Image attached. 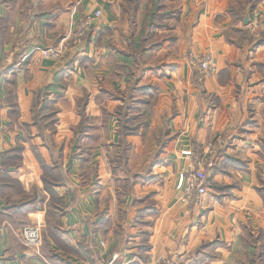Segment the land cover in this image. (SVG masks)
Wrapping results in <instances>:
<instances>
[{
    "label": "crops",
    "instance_id": "crops-1",
    "mask_svg": "<svg viewBox=\"0 0 264 264\" xmlns=\"http://www.w3.org/2000/svg\"><path fill=\"white\" fill-rule=\"evenodd\" d=\"M263 37L264 0H0L2 264H264Z\"/></svg>",
    "mask_w": 264,
    "mask_h": 264
},
{
    "label": "built area",
    "instance_id": "built-area-1",
    "mask_svg": "<svg viewBox=\"0 0 264 264\" xmlns=\"http://www.w3.org/2000/svg\"><path fill=\"white\" fill-rule=\"evenodd\" d=\"M102 14L101 10L96 11L93 16L87 17L79 26V32L85 35L89 29L90 24L99 18ZM42 57L58 59L60 53L56 48H47L41 50ZM196 65L200 68L201 77H210L214 71V61L210 54H204L193 58ZM210 154L214 151L215 145L210 144ZM192 160L196 162L194 166L186 173V185L184 189L183 198L189 203H199L201 199L208 193V167L211 166L209 159L197 158L192 155ZM23 243L26 246L34 247L38 252L42 245V231L39 226H25L21 231ZM115 258V257H114ZM2 264V262L0 261ZM171 264V263H166Z\"/></svg>",
    "mask_w": 264,
    "mask_h": 264
},
{
    "label": "rangeland",
    "instance_id": "rangeland-1",
    "mask_svg": "<svg viewBox=\"0 0 264 264\" xmlns=\"http://www.w3.org/2000/svg\"><path fill=\"white\" fill-rule=\"evenodd\" d=\"M98 10H101V9H98ZM97 10V11H98ZM102 11V10H101ZM95 13H96V11H95ZM94 13V14H95ZM102 15V14H101ZM101 17V16H100ZM84 21V20H83ZM82 21V22H83ZM77 34H78V37L81 39V38H85V36H86V34L85 35H82V34H80V32H79V30L76 32ZM124 152H122V154H123ZM113 160V164H111L112 166H116V165H118V164H121L120 163V161L118 160V159H116V158H114V159H112ZM124 160H125V158H124ZM101 175H100V173H98V175H97V181H98V183L100 182V181H102V178L100 177ZM129 176H131V175H129L128 173H126L125 171H121L120 170V168H118V170H116V171H114L112 174H111V176H110V178L108 177L106 180L107 181H110V182H112V183H114V195L117 197V199H119V197H120V193H122L123 194V192L124 191H126L125 189H124V185H126V182H125V180H126V177L128 178ZM104 178V177H103ZM132 181H137L138 180V177H136V176H132ZM140 183H144V180H141V181H139ZM119 183H122V186L119 184ZM121 187H123L122 189H121ZM131 188V192L133 191V189H134V187H130ZM27 226H32V225H27ZM35 226H37V225H35ZM24 228V227H23ZM22 228V229H23ZM42 231V230H41Z\"/></svg>",
    "mask_w": 264,
    "mask_h": 264
},
{
    "label": "trees",
    "instance_id": "trees-1",
    "mask_svg": "<svg viewBox=\"0 0 264 264\" xmlns=\"http://www.w3.org/2000/svg\"><path fill=\"white\" fill-rule=\"evenodd\" d=\"M263 39H264V37H263ZM263 39H261V40H262L261 42L264 41ZM152 164H154V161H152ZM260 254H261V252H258V256H260ZM52 256H53V258H55V259H57V260L63 261V258H62L61 255L58 254V253H54Z\"/></svg>",
    "mask_w": 264,
    "mask_h": 264
}]
</instances>
